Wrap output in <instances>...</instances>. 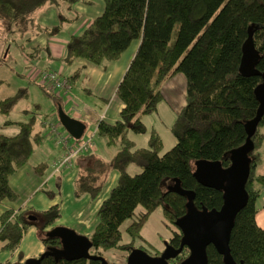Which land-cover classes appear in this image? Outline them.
Instances as JSON below:
<instances>
[{
	"label": "trees",
	"instance_id": "obj_1",
	"mask_svg": "<svg viewBox=\"0 0 264 264\" xmlns=\"http://www.w3.org/2000/svg\"><path fill=\"white\" fill-rule=\"evenodd\" d=\"M76 1L0 0V18L21 25L30 11L46 3L57 7L66 4L70 9ZM103 1L102 13L81 33L69 37L63 59L68 64L85 59L99 65L120 59L133 43L139 45L115 91L123 105L119 118L113 123L101 119L96 126V135L105 139L107 145L118 146L117 150L109 162L91 156V163L78 170L74 195L86 193L96 197L109 171L118 172L115 185L96 212L89 252L103 256L101 250L117 248L127 250L128 256L135 247L120 243V226L127 219L130 223L125 230L135 239L142 237L143 225L158 207L164 219L176 225L187 211L188 196L182 191L193 194L192 203L197 209L221 207L222 190L203 184L194 163L214 161L226 168L231 163V151L245 142L247 122L257 113L261 96L258 90L264 84V0ZM247 42L253 50L249 52L252 55L249 62L244 60ZM176 74L185 78L186 96L171 126L175 144L162 152L163 140L153 131L146 147H136L128 131H145L141 116L156 110L163 99L160 85ZM40 85L52 94L45 85ZM16 99L14 96L0 101V110L7 112ZM10 122L17 124L19 130L13 135L0 133V203L17 199L9 184L10 177L27 163L41 138L34 132V119ZM263 124L264 112L251 137L254 147L248 154L250 173L245 185L248 202L235 217L229 241L233 259L246 264H264V229L255 220L259 190L254 184V181L264 183V175H255ZM130 164L140 170L129 173ZM60 211L58 203L39 212L22 210L12 215V209L2 211L0 254L18 250L24 233L32 226L42 233L54 228ZM30 215L36 219H30ZM51 231L41 237L45 250L61 248L60 238L53 235L56 230ZM181 237L180 232L173 230L165 242L178 248ZM206 253L208 264H224L222 255L212 245L207 246ZM188 254L189 249L184 247L168 260L169 264H179ZM22 258L23 253L18 250L15 262L0 258V264H23ZM40 264L101 262L45 254Z\"/></svg>",
	"mask_w": 264,
	"mask_h": 264
},
{
	"label": "rangeland",
	"instance_id": "obj_2",
	"mask_svg": "<svg viewBox=\"0 0 264 264\" xmlns=\"http://www.w3.org/2000/svg\"><path fill=\"white\" fill-rule=\"evenodd\" d=\"M103 9V0H78L70 9L66 8V4L57 7L46 3L30 11L27 14L25 22L21 25L15 22L9 23L0 18V101L8 97H17L7 107V112L0 110V133L13 135L19 130L18 125L10 121H28L34 119V132L40 133L42 142L44 141L48 146H53L52 148L57 149V152H59L61 145L56 140H53L49 125L42 126L41 122H50L53 125H57L59 131H62V133L69 134L60 123L58 111L61 107L66 114L71 116L70 114L73 113L71 108L73 106V108L80 110L79 119L85 124V130L80 138L72 137L69 134L71 139L80 141L92 138L93 143H95V150L92 153L102 157L105 161L109 162L112 160L118 146L107 145L105 139L94 134L95 115L89 109L91 107L97 112H101L105 108V100L102 98V95L105 96L106 94L105 98L109 100L112 90L110 88L106 89L105 94H101L99 89L95 90V83L93 81L97 78L99 70L96 69V64L85 59H76L68 64L63 59L66 54L69 37L75 33H81L94 17L102 13ZM62 17H70V19L62 20ZM59 23L62 24L56 27ZM46 28L52 29L48 30ZM130 52L131 48H128L124 52L123 58L118 61L119 63L114 64L119 66L123 62L125 55ZM44 70L59 72L62 78L68 79L71 91L77 95L78 100L73 99V102L68 103V95L66 99V94L61 93V91L59 92L57 89H52L45 82L44 84L47 85L46 87L53 95L44 91L40 85L41 72ZM179 76L183 75L179 74ZM169 79L160 85L163 99L157 104L156 110L141 116V121L145 124V131L138 133L132 130L128 131V136L135 140L136 147H146L150 133L153 131L161 135L164 143L163 148H169L174 142L175 137L172 134L171 126L176 119L178 110L185 103L186 83L178 79L177 75ZM44 152L45 147H37L35 155L31 156L32 152L30 156L35 161ZM47 155L49 156V153ZM139 170L140 168L135 164H130L128 167V171L131 174L137 173ZM115 174H117L115 169L109 171L104 187L97 196H103L104 193L108 194L107 189H109L112 183H115ZM53 180L44 184L40 193L44 194L48 191L58 193L59 190L53 183ZM65 186L66 189L70 188L69 184H65ZM97 196L92 198H97ZM94 201L92 202L94 203ZM74 206L75 204L68 205L69 209L65 208L63 216H59L54 224L63 223L77 229L76 216H70ZM76 206H80V204H76ZM16 213L14 211L13 215ZM60 213L62 214V209ZM151 214L141 229V238L133 239L125 230L130 220L124 221L120 226L122 233L120 243L130 247L142 248L151 255H155L158 252L159 255V252L164 249L165 241L168 239L162 238V228L178 232L179 229L176 225L165 219L164 225L159 222L158 211L154 212L152 216ZM94 217L95 221L91 229L96 224V216ZM42 236H44L43 233ZM8 253L12 252L8 251ZM127 253V250L117 248L101 250L103 257L108 262L114 264H126Z\"/></svg>",
	"mask_w": 264,
	"mask_h": 264
},
{
	"label": "crops",
	"instance_id": "obj_3",
	"mask_svg": "<svg viewBox=\"0 0 264 264\" xmlns=\"http://www.w3.org/2000/svg\"><path fill=\"white\" fill-rule=\"evenodd\" d=\"M138 45H139V42H135L133 45L129 47L131 48V52L125 55L123 62L119 64V66H117V64H114V63H119L118 61H120L123 58L124 53L121 56V58L118 60L104 62V63L97 65L96 69H99V70L97 73V78L95 79V81H93L95 83V90L99 89V92L101 94H105L106 89L110 88L112 90V93L110 94L109 100L105 98L107 96L106 94L105 96L102 95V98L105 100L104 101L105 108L101 112H97L95 109L89 107V109L93 111L95 115L94 120L96 121V123H95V128L93 129L94 134H96V126L99 120L102 119L109 123H113L119 118V112L123 105L116 98L115 91L124 73L126 72L137 50ZM176 75L178 79L183 80L185 83V78L183 76H179V74H176ZM169 81L171 80L169 79ZM58 91L59 92L61 91V93L66 94L65 98L68 95V99L66 98L68 103L73 102V99L78 100L77 95L75 93H72L70 84H69V88L66 93L63 92L65 90H58ZM184 102H185V97H184ZM180 109L178 110V112L180 111ZM71 111L73 113L70 115L73 118L80 120L79 119L80 110L77 108H73L72 106ZM81 122L83 121L81 120ZM48 123L44 121V122H41V125L47 126ZM260 129H261V133L263 137H262L261 144L257 149L259 158H258L257 165L255 166V175H264V124L261 126ZM60 132L62 133V131ZM50 134L53 136L51 132ZM62 134L64 135V133ZM130 139H132V137ZM53 140H56L54 136H53ZM71 141L73 140L71 139ZM133 141L135 142V140ZM175 142H176V138H174V142L169 148H171L175 144ZM43 143L44 141L42 142V137H41L40 142L35 145V147L37 146L38 148L45 147V152L40 155V158H37V160L35 161L32 160L33 158H31V156L35 155L36 148H37V147L36 148L34 147L33 153L30 156L27 163L21 166L10 177L9 184L11 188L13 189V191L15 192L17 199L15 201L4 200L3 202H1L0 203V213L7 209H12L13 211H16V212L22 211V210L39 212V211L49 208L53 204L58 203L62 209L61 216H63V214L65 213V210L69 209L68 205L75 204V206L71 210L72 212L70 216H76L77 225H78L76 227L77 229H75V227L60 223V224H56L55 227L52 229H50V227L45 229L43 231V234L44 233L46 234V232H49L51 230H56V231H53V235L58 236L60 238V235L63 233V231L71 230L77 234L84 235L89 238L93 230L91 229L92 228L91 226H93L94 221H95L94 216H96V222H97L96 212L98 208L100 207L102 201L108 194L104 193L103 196H97V198H92L88 194L85 193L79 197H75L74 182H75V178L77 177L78 170L81 167L87 166L91 163V158H92L91 156L101 158L102 160L104 159L96 155L95 153H92L93 150H95V143H94L93 148L89 152L90 153L89 155L87 156L85 154L78 155L73 160L71 166L64 167L59 172L53 173V170H52L53 163L60 158V156L64 153V150L60 146L59 148L60 150L59 152H57V149L52 148L53 146H48L45 143L43 145ZM138 147H144V146H138ZM169 148L167 149L163 148L162 152H165ZM47 153H49V156L47 155ZM117 178H118V172L117 174H115V179H114L115 183L117 181ZM52 179H54L53 183L57 186L59 190L58 193H54L52 191H48L47 193H44V194L40 193L44 184H46L47 182H50ZM115 183H112L109 189H107L108 193L110 189L115 185ZM65 184L66 185L69 184L70 188L66 189ZM254 184H255V189L259 190L258 196L255 199V206L257 210L256 215H255V220H256L257 225H259L261 228L264 229V183L260 181H254ZM93 200H95L94 203L92 202ZM76 204H80V206H76ZM156 211H158V216L160 218L159 222L163 224L165 220L163 218L161 208L158 207L154 212ZM153 213L151 214V216L153 215ZM162 229H163V232L161 234L162 238L166 240L167 238L171 237L173 230L169 231L166 228H162ZM39 231L40 230L37 226H32L24 233L21 239L20 245H19V249H18L23 253V258L20 260V262H23L28 258L38 257L42 252L45 251V244L43 243L42 238H41L42 232H39ZM2 244L3 243H0V246ZM18 250L12 253H8V251L1 252L0 254L1 260L2 261L10 260L12 262H15L18 258Z\"/></svg>",
	"mask_w": 264,
	"mask_h": 264
},
{
	"label": "water",
	"instance_id": "obj_4",
	"mask_svg": "<svg viewBox=\"0 0 264 264\" xmlns=\"http://www.w3.org/2000/svg\"><path fill=\"white\" fill-rule=\"evenodd\" d=\"M244 60L251 61L252 45L247 42ZM260 105L256 115L247 122V136L245 142L233 149L230 153V165L222 167L218 162H196L197 174L200 181L208 186L222 190L223 203L219 209L203 207L197 209L192 203L193 194L188 191L181 193L188 196L187 211L175 222L182 237L178 248L164 243V249L159 255H151L142 248H133L126 258V264H169L170 259L175 258L184 247L189 249L188 256L179 264H208L206 248L212 245L222 255L224 264H246L243 261H235L230 253L229 241L235 217L238 211L248 202V192L245 188L250 173V159L248 154L254 144L251 139L261 116L264 112V84L258 90ZM59 120L66 131L75 138H80L85 125L78 119L66 114L59 108ZM35 220L36 216L30 215ZM61 248L49 247L38 257L28 258L23 264H40L43 255L52 254L68 259L85 258L98 259L101 264H109L100 255L89 252L91 242L88 237L74 231H63L60 235Z\"/></svg>",
	"mask_w": 264,
	"mask_h": 264
},
{
	"label": "built area",
	"instance_id": "obj_5",
	"mask_svg": "<svg viewBox=\"0 0 264 264\" xmlns=\"http://www.w3.org/2000/svg\"><path fill=\"white\" fill-rule=\"evenodd\" d=\"M41 84L44 82L52 89L65 90L67 92L69 88V82L61 77V74L56 71L44 70L41 72ZM45 85V86H47ZM50 132L55 137L56 141L61 145L64 153L60 158L53 163V173L59 172L62 168L71 166L73 160L80 154L89 153L93 148L92 138L76 141H71L69 134H62L56 125L49 123Z\"/></svg>",
	"mask_w": 264,
	"mask_h": 264
}]
</instances>
